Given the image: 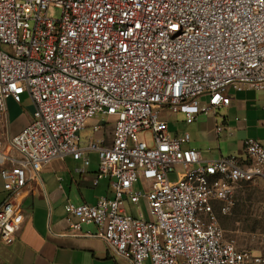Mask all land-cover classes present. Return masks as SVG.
Here are the masks:
<instances>
[{"label":"built area","instance_id":"1","mask_svg":"<svg viewBox=\"0 0 264 264\" xmlns=\"http://www.w3.org/2000/svg\"><path fill=\"white\" fill-rule=\"evenodd\" d=\"M230 89L264 90V0H0L4 135L9 100L27 96L34 108L6 138L10 151L0 142V243L17 232L16 194L45 166L72 158L88 167L94 153L95 185L109 180L114 197L67 204L68 236L99 238L130 264H264V240L258 253L242 249L219 220L238 187L264 179V145L247 140L244 159L207 162L184 147L187 133L169 130L168 115L191 124L228 108ZM98 117L115 119L110 146L82 141ZM89 225L96 234L83 232Z\"/></svg>","mask_w":264,"mask_h":264},{"label":"crops","instance_id":"2","mask_svg":"<svg viewBox=\"0 0 264 264\" xmlns=\"http://www.w3.org/2000/svg\"><path fill=\"white\" fill-rule=\"evenodd\" d=\"M228 95L231 98L230 106L217 114L199 115L191 124L186 123L184 116L180 115L184 118L181 120L184 123L182 131L168 122L171 135L178 137L187 133L190 142L184 147L199 151L204 161H216L221 157L244 159L247 140L264 145V90L236 92L230 89ZM25 99L24 96L21 104L8 101L9 129L4 140L0 141L5 151H10L6 138L16 137L33 120V105L25 106ZM207 101L208 98L201 99L202 104ZM103 122L107 124L106 128L112 125V139L115 119L100 118V122L93 126ZM218 127L224 130L218 133ZM106 128L102 131V138L88 137L87 140L105 141ZM89 159L88 167L72 158L55 160L43 168L40 180L29 182L16 194L20 202L17 232L14 237L0 243V264H130L114 256L99 238H73L67 235V204L95 205L100 197H114L109 180H101L95 185L99 172L98 155L90 154ZM7 197L0 179V206ZM83 232L96 234L97 228L84 226Z\"/></svg>","mask_w":264,"mask_h":264},{"label":"rangeland","instance_id":"3","mask_svg":"<svg viewBox=\"0 0 264 264\" xmlns=\"http://www.w3.org/2000/svg\"><path fill=\"white\" fill-rule=\"evenodd\" d=\"M50 16L54 19H59L60 11L51 10ZM26 97L25 106H32L30 99ZM109 120V118H107ZM168 122L175 125L180 131L183 130L184 123L181 122L182 116L168 115ZM111 121V120H110ZM110 121H107L111 123ZM100 122V117L89 120L86 123L87 130L82 132V141H86L87 138H102L104 132H100L95 135L91 132L90 127L95 123ZM114 123V122H113ZM112 125H108L105 133L106 145L111 144L110 132ZM146 138L151 142L150 135H140L139 138ZM5 135L3 129L0 128V141L4 140ZM171 180L174 181L175 177L172 176ZM220 212V207H217ZM127 210L130 214L138 216L142 213L145 217H148L147 210L142 208L141 211L133 206L127 205ZM221 226L225 231V236L228 240H235L242 249L252 250L258 253L261 250L264 240V181L258 180L252 184H242L238 187L235 193V205L231 209V212L227 215H219Z\"/></svg>","mask_w":264,"mask_h":264}]
</instances>
